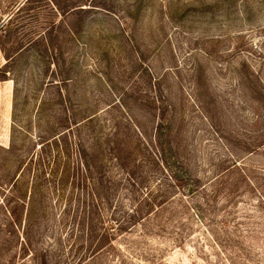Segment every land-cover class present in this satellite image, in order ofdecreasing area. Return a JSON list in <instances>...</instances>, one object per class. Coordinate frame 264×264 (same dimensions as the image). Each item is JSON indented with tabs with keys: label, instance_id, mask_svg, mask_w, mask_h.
Returning a JSON list of instances; mask_svg holds the SVG:
<instances>
[{
	"label": "rangeland",
	"instance_id": "374dc122",
	"mask_svg": "<svg viewBox=\"0 0 264 264\" xmlns=\"http://www.w3.org/2000/svg\"><path fill=\"white\" fill-rule=\"evenodd\" d=\"M0 264H264V0H0Z\"/></svg>",
	"mask_w": 264,
	"mask_h": 264
}]
</instances>
